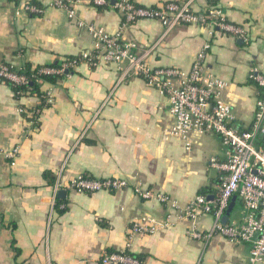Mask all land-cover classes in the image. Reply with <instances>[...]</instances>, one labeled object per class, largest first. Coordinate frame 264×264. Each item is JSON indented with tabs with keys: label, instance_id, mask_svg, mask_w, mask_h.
Instances as JSON below:
<instances>
[{
	"label": "crops",
	"instance_id": "crops-1",
	"mask_svg": "<svg viewBox=\"0 0 264 264\" xmlns=\"http://www.w3.org/2000/svg\"><path fill=\"white\" fill-rule=\"evenodd\" d=\"M33 1L44 3L0 0V63L37 67L94 52L86 27L62 9L45 7L41 15L29 14L23 7ZM106 1L96 7L92 0H82L77 17L116 34L123 22L116 5L123 0ZM128 1L143 7L191 2L195 12L218 6L247 30L244 41L199 26L167 32L160 21L143 19L127 25L123 36L138 45L153 68L184 71L210 44L205 75L227 83L223 98L232 106L238 127L249 129L261 96L251 76L255 70L264 75V0H219L217 5L211 0ZM69 72L56 84H42L41 91L54 101L35 116L37 96L17 99L0 82V151L19 149L16 161L0 155V264H102L104 253L121 251L145 256V264H247L250 245L232 244L219 235L210 242L197 241L187 235V222L173 220L168 229L130 240L137 218L148 215L162 223L169 214L168 207L143 200L132 189L92 194L64 190L50 218L61 171L64 184L78 175L124 179L184 206L202 190L209 199L216 198L223 174L211 159L227 160L215 134L195 136L191 151L183 141L167 137L172 125L168 99L142 78L121 81L114 65L93 67L83 61ZM244 216L237 198L230 222L240 223ZM213 225V216L199 221L202 231Z\"/></svg>",
	"mask_w": 264,
	"mask_h": 264
},
{
	"label": "built area",
	"instance_id": "built-area-1",
	"mask_svg": "<svg viewBox=\"0 0 264 264\" xmlns=\"http://www.w3.org/2000/svg\"><path fill=\"white\" fill-rule=\"evenodd\" d=\"M40 6L28 2L23 9L32 15H41L45 7L62 9L70 20H77L79 27H86L93 40L94 52L81 56L83 61L95 67L101 64L114 65L120 71V80L129 77L142 78L149 86L157 88L169 102L172 125L166 130L167 137H174L184 142L185 149L191 151L195 136L215 134L220 137L227 160L223 163L211 159L212 167L222 172L219 192L214 200L205 195H197L187 205L169 195L147 189L140 182L131 184L118 178L93 179L78 175L68 184L59 180L53 188L50 218L55 212L60 191L71 190L78 193H117L125 189L143 200H156L169 209L164 222L148 215L137 218L129 230L130 240L136 236L153 235L168 229L173 220L189 223L187 235L197 241L210 242L219 235L232 244L250 245V257L247 264H264V75L255 70L252 79L261 89V96L256 102L255 118L249 129L242 130L237 125V117L223 94L227 83L216 77H207L206 59L211 48L206 44L198 53L188 71L178 68H153L145 54L138 52V45L133 41H124L123 32L127 25L139 20H158L169 32L176 26H199L210 31L217 29L244 41L248 38L243 26L233 24L218 6L195 12L191 2L178 4L168 2L159 7H143L123 0L116 8L121 12L123 22L120 31L109 33L95 24L86 25L78 20L77 9L82 0H43ZM96 7L107 5L106 0H92ZM77 61L64 62L61 69L44 68L42 74H62L78 66ZM12 65L0 63V82L10 81L17 85L27 84L26 77L18 76ZM45 105L53 103L50 93L46 94ZM20 112H24L20 109ZM19 149L1 152L6 159L16 161ZM15 163H13L14 165ZM237 197L244 208L242 222L224 224L223 217L233 197ZM64 208V206H61ZM204 216H213L214 225L207 231L199 228V221ZM102 264H141L128 256L127 251L104 253Z\"/></svg>",
	"mask_w": 264,
	"mask_h": 264
},
{
	"label": "trees",
	"instance_id": "trees-1",
	"mask_svg": "<svg viewBox=\"0 0 264 264\" xmlns=\"http://www.w3.org/2000/svg\"><path fill=\"white\" fill-rule=\"evenodd\" d=\"M211 1H212L211 2L212 5H217L219 0H211ZM31 4L37 5V6L41 5V3L36 2V1L31 2ZM138 6H140V5H138ZM214 7H216V6H214ZM72 61H77L78 64L80 65V63L83 61V58L80 55L79 57L67 58L63 62L57 61L54 64L45 65V66H37V67H33L31 64L26 63L21 68H12L13 69L12 71L14 73H16L18 76L26 77V79L28 80L27 84L17 85L13 82H10V81H5L4 83L7 84L9 87H11V89L14 92L15 97L17 99H21L22 97H25L28 95L37 96L40 99V106L33 112V114L35 116L36 114H39V112L44 107H46V105H45L46 94L41 91L42 84L43 83L56 84L60 80L64 79L66 76L65 72L62 74L46 75V74L41 73L42 70L44 68L59 70V69H61L62 64L64 62L69 63ZM70 71H73V69H70ZM200 195L207 196L206 191L202 190ZM110 253H113V252H110ZM128 256H131L133 258L138 259L141 262V264H145L146 257L143 255L137 256V255H133V254L128 253Z\"/></svg>",
	"mask_w": 264,
	"mask_h": 264
},
{
	"label": "water",
	"instance_id": "water-1",
	"mask_svg": "<svg viewBox=\"0 0 264 264\" xmlns=\"http://www.w3.org/2000/svg\"><path fill=\"white\" fill-rule=\"evenodd\" d=\"M65 74H66V75H69L70 72H69V71H66ZM66 193H67L66 191L62 190V191H60L59 196H60V197H63L64 195H66ZM210 198H211V200H213L212 197H210ZM236 200H237V197H236V196L232 198L231 203H230V206H229L228 210L226 211L225 216H224L223 219H222V222H223L224 224H227V223L230 222V217H231V214H232V212H233V209H234V206H235Z\"/></svg>",
	"mask_w": 264,
	"mask_h": 264
}]
</instances>
